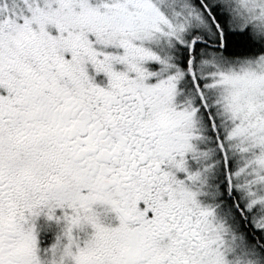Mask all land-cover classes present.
<instances>
[{"label": "flooded vegetation", "instance_id": "af4514ba", "mask_svg": "<svg viewBox=\"0 0 264 264\" xmlns=\"http://www.w3.org/2000/svg\"><path fill=\"white\" fill-rule=\"evenodd\" d=\"M36 12L0 29V264H264L255 179L194 76L171 92L197 103L163 114L169 84Z\"/></svg>", "mask_w": 264, "mask_h": 264}, {"label": "rangeland", "instance_id": "374dc122", "mask_svg": "<svg viewBox=\"0 0 264 264\" xmlns=\"http://www.w3.org/2000/svg\"><path fill=\"white\" fill-rule=\"evenodd\" d=\"M28 1L17 0L14 5L10 0L11 8L6 14L7 0H0V29L7 23L13 29L21 26L16 16L17 10L22 8L35 10L37 15H41L42 11L48 12V21L53 24L54 17L63 15L61 18L67 20L69 27L67 46L72 45L78 34L88 50L99 57V61L113 63L114 71L134 76L139 72L145 73L142 70L145 67L149 73L147 76L151 77L155 75L157 64H160L162 70L154 78L171 86L167 93L176 91L177 76L180 79L194 76L198 94L205 101L202 103L213 104L217 111L220 108L223 111L219 114H225L222 128L229 131L230 137L233 136L230 140L233 152H240L243 157L240 167L255 179L256 188L251 196L259 198V210L264 215V54L248 58L225 57L217 49L220 32L193 0H34L32 6ZM209 1L212 6L221 8L225 26L231 32H249L252 40L264 50V0ZM19 18L22 19V16ZM46 23L44 21L43 26ZM53 24L48 27L52 32ZM188 53L189 57L185 56ZM194 53L196 60V56H192ZM86 56L81 61L91 74L92 57ZM186 57L191 72L182 70L179 64ZM143 82L138 81L139 84ZM186 95L187 91L183 94L179 92L177 103L173 102V92L171 96L162 98L163 114L165 109L171 112L182 106L186 112L190 109L187 105L197 103L195 92L188 94L194 98ZM224 259L221 253L220 264H224ZM230 263L236 264L235 261Z\"/></svg>", "mask_w": 264, "mask_h": 264}, {"label": "trees", "instance_id": "16d2710c", "mask_svg": "<svg viewBox=\"0 0 264 264\" xmlns=\"http://www.w3.org/2000/svg\"><path fill=\"white\" fill-rule=\"evenodd\" d=\"M193 1L195 6L202 10V12L212 21L214 26L217 27L220 32V46L218 45L219 47L217 49L225 57L228 59H235L240 57H255L264 54V50L261 48V45L252 40L249 32L246 31L243 34L231 32L225 26V15L221 13V8L219 6H212L209 0ZM205 45L209 44L205 42ZM260 49H262V51L257 52ZM186 56L189 57V53ZM192 56L195 57L196 54L194 53ZM188 57H186L184 66L187 71H191L188 64Z\"/></svg>", "mask_w": 264, "mask_h": 264}]
</instances>
